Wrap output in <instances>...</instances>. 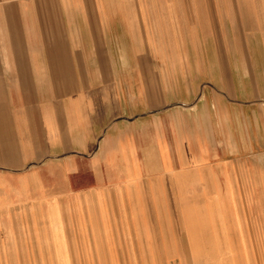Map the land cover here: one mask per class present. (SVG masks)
Segmentation results:
<instances>
[{"label": "rangeland", "instance_id": "374dc122", "mask_svg": "<svg viewBox=\"0 0 264 264\" xmlns=\"http://www.w3.org/2000/svg\"><path fill=\"white\" fill-rule=\"evenodd\" d=\"M19 60L38 73L35 82L8 78L4 62ZM217 99L227 120L213 119L204 106ZM124 117L147 123L150 143L157 130L172 142L178 134L182 156L227 162L228 172H244L246 188L234 180L218 195L197 187L166 191L157 242L118 236L109 254L93 243L91 227L86 234L74 227L90 224V207L60 206L59 254L49 236L48 192L35 190V181L5 197L6 223L20 226L6 235L0 264H264V0H0V161L14 154V141L31 147L48 137L45 119L56 130L86 129L90 143L91 130L100 128L98 138ZM36 131L39 138H30ZM35 165H0V172L8 180ZM216 166L197 165L202 172L220 171ZM89 181L84 175L79 182ZM251 216L260 223L249 225ZM227 217L239 224L229 227V242L219 231L214 243L189 244L190 231L199 235L205 221L219 228Z\"/></svg>", "mask_w": 264, "mask_h": 264}, {"label": "crops", "instance_id": "0c3cea01", "mask_svg": "<svg viewBox=\"0 0 264 264\" xmlns=\"http://www.w3.org/2000/svg\"><path fill=\"white\" fill-rule=\"evenodd\" d=\"M19 62H21L20 65L15 61L11 65L8 64V61L3 64L11 74L8 76L9 79H12L11 82H20L22 76L25 77L26 82H35L38 73H30V66L26 64L25 60H19ZM204 102V106L206 105L212 111L213 119L227 120L226 117L221 116V109L224 105L219 103V99L215 104L211 103V106H208L207 101ZM124 118L122 119L124 122L114 124L112 122L105 127L98 138L96 136H98L100 128L98 131L93 129L95 134L91 130V136H88L93 140L90 143H86L85 140L84 133L88 132L86 129L72 127L66 132L59 128L56 130L53 127L49 128L46 119L41 124L43 131L46 135L48 134V137L42 136L44 140L34 143L31 147H23L21 146L23 143L14 141L15 144L12 145L14 154L11 153L7 160L0 161V165L11 170L20 169L30 164L38 165L16 177L13 174L12 178L8 180H5L4 173L0 172V252H4L6 235L16 226H20L15 223H6L3 208L5 197L6 195L15 196L18 194L16 192L21 190L32 189L35 181L37 183L35 190L45 189L48 192L47 208L50 210L47 212V220L51 231L49 236L51 235L54 250L59 254H63L65 251L60 228L61 221L57 214L60 206L62 210L69 205L84 209L87 206L90 207L91 225L86 224L81 218L83 222L74 227L78 229V233L83 230L84 234H86V230L87 233L90 232L91 227L93 243L97 246H104L102 248L104 254H109L113 245L118 242V236L128 238L126 242L129 244L157 242L154 237L155 230L158 236L159 228L163 227V221L159 220V211H161V201L164 199L166 191H172L176 195V193H181L182 187L189 190L197 187L202 191L207 190L218 195V190L223 192L225 189L234 188V180H236V186L240 184L246 188L244 172H228L227 162H214L210 159L201 161L196 155L191 157V154L188 155L189 157L187 156L188 158L182 156L180 154L181 139L178 134L172 136V142L166 140L164 135H161V131L157 130L156 139L150 143L147 139V123L134 126L126 122L127 117ZM174 129L173 132L176 133L180 130V128L177 130L175 126ZM59 130H61V134ZM76 131L80 133L77 137L73 134ZM52 132H57L59 135ZM12 138L21 141L22 137L12 136ZM30 138H39L37 131L36 135H31ZM16 147L20 148L22 152L17 153ZM150 147L155 148L151 155L148 149ZM49 155L59 158H46ZM184 157L185 159H183ZM202 163L211 166L215 163L220 171L211 168L210 171L202 172L201 168L197 167ZM190 164H195L197 170L189 171ZM223 169H225L224 172ZM84 175L90 179L87 186L79 182ZM215 180L219 182H215ZM150 196L154 197L156 201L153 204L150 201ZM12 199V201H16L14 198ZM203 207H205L204 204L201 205L202 209ZM252 208L255 207L252 206ZM153 212L158 214L156 219L150 220ZM118 213H120L119 216ZM10 219L14 220L11 216ZM250 219L249 225L252 222L253 226L256 222L260 223L261 221V217L258 216ZM26 227L30 228L31 226ZM229 227H239V224L234 226V223L229 222L227 217L222 220L219 228L213 225L212 229H209L205 221L199 235L197 232L194 234L193 231H190L189 244L214 243L219 231L225 242H229ZM242 228L245 227L242 226ZM31 234L32 232L28 231V236ZM245 240V237H242L240 243L244 244ZM142 250V248H135L134 252L140 253ZM199 254L201 255V251L195 252V255Z\"/></svg>", "mask_w": 264, "mask_h": 264}]
</instances>
